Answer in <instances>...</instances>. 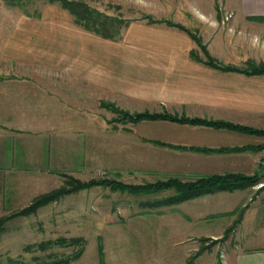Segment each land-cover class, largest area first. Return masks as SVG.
Listing matches in <instances>:
<instances>
[{
	"label": "crops",
	"instance_id": "1",
	"mask_svg": "<svg viewBox=\"0 0 264 264\" xmlns=\"http://www.w3.org/2000/svg\"><path fill=\"white\" fill-rule=\"evenodd\" d=\"M191 1L202 4V9L196 5L187 13L197 25L219 28L216 41L209 46L233 59L234 66L243 67L247 61L264 63V0ZM220 8L231 13L225 25L221 23L225 10ZM56 29L41 30L45 44L38 48L31 44L20 59L15 55L16 65L7 66L8 71L14 68L13 73H0L2 210L18 209L38 194L24 189L23 185H31L15 180V174H63L66 165L82 164L84 157L95 155V141L86 131L96 129L86 122L96 115L100 122L104 96L130 114L167 113L264 129V75L225 71L192 58V41L183 30L139 23L127 30V41L118 45L78 26L58 33ZM26 40L32 43L36 38L30 34L19 41L26 45ZM24 58L31 63L29 69ZM23 68L27 71H18ZM128 124L132 138L127 146L133 147L136 140L144 149L142 155L164 156L169 163L164 169L156 168L159 174L129 176L149 183L169 178L193 181L225 173L261 179L243 189L207 193L176 204H145L144 211L119 219L117 225L142 219L143 225L157 228L144 231L147 242L172 248L189 243L178 251L181 264L198 252L199 244L205 248L190 264H264V184L257 186L264 183V149L251 148L263 144L264 138L161 119ZM146 125L157 132H148ZM242 147L249 148L235 150ZM166 190L170 196L175 194L172 188ZM158 199L152 196L147 202ZM239 209L240 221L224 237ZM153 249L161 251V247Z\"/></svg>",
	"mask_w": 264,
	"mask_h": 264
},
{
	"label": "rangeland",
	"instance_id": "2",
	"mask_svg": "<svg viewBox=\"0 0 264 264\" xmlns=\"http://www.w3.org/2000/svg\"><path fill=\"white\" fill-rule=\"evenodd\" d=\"M74 1H83L91 8L119 21L118 27L115 29L117 30L115 37L105 39V41L122 45L127 41V30L135 24L146 22L153 25L169 26L166 21H171L181 24L192 34H195L201 45H204L211 54L214 53L217 59L212 56L213 54H209L217 61L223 59L222 63L227 61L230 64L237 65L233 59L228 60V58L222 57L218 50L213 49V46H209L216 41V32L219 31V28L215 27V24L207 29L201 27L187 15L189 10L192 9L191 7L194 8L197 5L198 9H202L200 2L196 4L191 0ZM219 5L217 3V6ZM223 9L225 12L221 23L225 25L230 19L231 13L226 11L225 8ZM224 10L221 9V11ZM193 14H195L194 10ZM212 21L214 20H210V22ZM72 26H77L73 22V17L65 9H62L57 2L22 0L20 5L11 6L4 0H0V73H4V71L13 73L14 68L11 67L12 71H8L9 67L7 66L16 65L20 56L28 52L31 44H34V48L45 44V36L41 34V30L44 28H58L54 30L55 33H58L63 31L61 29ZM227 30H225L227 35H233V31ZM85 32L93 34L87 30ZM30 34L36 38V41L31 43L26 40V45H21L20 38H27ZM17 39L18 42L15 43ZM191 41L193 45L191 52L204 59L201 45L192 39ZM16 44L17 46H14ZM15 55L19 59H16ZM23 62L29 63L30 61L24 58ZM30 66L31 63H29L27 69ZM24 69L26 68L18 71ZM105 97L101 98L103 100L100 105L102 107L100 122H97L99 119L97 115L96 117H90L93 121L86 122L87 126L93 124L91 127L96 129V131H86L87 135L92 133L91 139L95 141L96 147L95 155L84 157L83 160L85 161L82 164L75 162L66 165L62 171L63 174H57L58 171L53 174H15V180L31 185L29 187L23 185L24 189L30 190L32 188V193L36 192L37 195L42 192L45 193L61 186L64 183L65 175L83 181L106 179L128 185H144L149 182L129 175L159 174L156 168L164 169L166 165H169V163H166L164 156L157 158L151 155H142L144 149L142 150L136 140L133 147L127 146V142L129 143V139L132 138L131 130L128 129V120L113 110L110 104H114L124 111H126V108L119 107L117 103H113ZM146 126L145 130L148 132L150 131L153 134L157 132L154 126ZM170 193V191L164 189L149 196L150 193L148 195L145 193H132L107 185H95L66 194L56 201L39 207L35 212L25 215L13 214L30 203L36 196L18 209H0V218L9 216L0 226V264L7 263L8 259H19L26 263H32L34 258H45L50 252L57 255L71 252L70 247L62 248L59 246H53L45 251L31 252L24 250L26 245L36 244L59 236H82L86 241L82 255L72 264H181L180 256L177 258V255L185 250L184 248H188L189 243L182 247L175 246L172 248L171 244L147 242L144 231L157 230V228L143 225L145 221H142V219H134L137 221L117 225L121 222L119 219L125 220L127 217L136 215L139 211H144L147 207L145 204L152 196L161 199L170 196ZM27 196H30V194L25 197ZM143 197H145V201L141 200ZM240 211L239 209L238 214ZM99 244H102V250H105V257L104 253L102 258L99 257ZM209 244L212 245L215 242ZM153 246L161 247V251L157 250L155 252ZM204 246L199 244L197 251L204 250Z\"/></svg>",
	"mask_w": 264,
	"mask_h": 264
},
{
	"label": "trees",
	"instance_id": "3",
	"mask_svg": "<svg viewBox=\"0 0 264 264\" xmlns=\"http://www.w3.org/2000/svg\"><path fill=\"white\" fill-rule=\"evenodd\" d=\"M7 4L11 6L20 5L22 0H4ZM49 2L59 3L62 9H65L72 17L73 22L87 30L92 32L95 35L103 39H113L116 35L115 29H117V24L119 23L116 18L109 17L102 12L91 8L89 5L83 1H74V0H46ZM151 22V21H150ZM166 24L186 32L189 37L194 40L197 44L201 45L200 40L192 34L188 29L182 26L179 23H174L171 21H166ZM202 51L205 58H199L194 53H190V56L195 59L203 60L208 66L219 68L225 71H233L238 73H243L247 75H264V63L247 61L243 67L234 66L231 64H223L213 58L204 45H201ZM110 107L113 108L117 113H120L126 120L131 122H138L141 120H167L175 123H189L193 125H204L214 128H225L230 130H235L239 132H244L247 134H255L264 138V129H257L246 125L234 124L229 121L223 120H211L198 117H177L176 115H171L167 113H150V112H141L130 114L127 111L121 110L116 107L114 104H110ZM158 142V141H155ZM162 143V142H159ZM249 147L236 148L235 150H244ZM254 149H264V143L258 146L251 147ZM261 177L259 175H246L242 173H225V174H215L207 177H201L193 181H182L177 178H169L164 181H156L154 183H146L144 185H128L116 182L114 180L106 179H89L83 181L71 176L65 175L64 183L45 193H41L34 197L30 203L21 208L18 212L13 215L19 214H28L35 212L39 207H42L50 202L58 200L60 197L76 192L81 189L89 188L95 185H107L112 188H118L124 191H130L132 193H156L164 189H174L175 194L158 199L154 202H148L146 204L150 206H162V205H171L185 200L198 197L203 194L212 193L216 191H233L235 189H243L249 186H252L259 182ZM242 215V210L239 212L237 219L233 224L226 230L224 237L228 235L232 228L240 221ZM8 217L0 218V226ZM1 229V227H0ZM85 239L82 236L76 237H65L59 236L54 239H49L45 241L38 242L36 244H29L24 246L25 251H45L53 246H59L62 248L70 247L71 252L63 253L60 255L50 252L46 255L45 258H34L32 263H26L19 259H8V262L5 264H72L74 261L80 258L84 249H85ZM102 244L98 245V254L102 258L103 250ZM202 251V250H201ZM200 253L191 255L187 261V264L192 263L194 257Z\"/></svg>",
	"mask_w": 264,
	"mask_h": 264
},
{
	"label": "built area",
	"instance_id": "4",
	"mask_svg": "<svg viewBox=\"0 0 264 264\" xmlns=\"http://www.w3.org/2000/svg\"><path fill=\"white\" fill-rule=\"evenodd\" d=\"M264 183H258L257 186H262Z\"/></svg>",
	"mask_w": 264,
	"mask_h": 264
}]
</instances>
